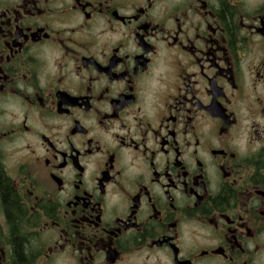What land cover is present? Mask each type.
I'll return each mask as SVG.
<instances>
[{"label": "flooded vegetation", "instance_id": "flooded-vegetation-1", "mask_svg": "<svg viewBox=\"0 0 264 264\" xmlns=\"http://www.w3.org/2000/svg\"><path fill=\"white\" fill-rule=\"evenodd\" d=\"M0 175V264H264V0H0Z\"/></svg>", "mask_w": 264, "mask_h": 264}, {"label": "trees", "instance_id": "trees-1", "mask_svg": "<svg viewBox=\"0 0 264 264\" xmlns=\"http://www.w3.org/2000/svg\"><path fill=\"white\" fill-rule=\"evenodd\" d=\"M11 193L12 192L10 191L8 185L2 180V177L0 175V194H1V197L3 198V200L9 201L11 199ZM10 208L13 209L12 207H10ZM15 241L18 242V243L15 242V244H14L16 255L21 262H24V256H23L21 247L18 245L20 242L18 240H15Z\"/></svg>", "mask_w": 264, "mask_h": 264}]
</instances>
